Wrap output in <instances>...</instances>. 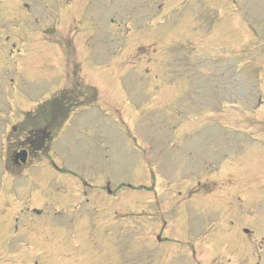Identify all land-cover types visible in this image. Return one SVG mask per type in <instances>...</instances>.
I'll list each match as a JSON object with an SVG mask.
<instances>
[{
	"label": "rangeland",
	"instance_id": "obj_1",
	"mask_svg": "<svg viewBox=\"0 0 264 264\" xmlns=\"http://www.w3.org/2000/svg\"><path fill=\"white\" fill-rule=\"evenodd\" d=\"M258 76L264 101V0H0V264H264V102L244 84ZM62 92L82 106L52 124L49 161L12 167V127L31 110L44 120ZM118 121L141 127L156 168ZM83 175L86 195L55 201L81 210L50 216L43 192L77 190Z\"/></svg>",
	"mask_w": 264,
	"mask_h": 264
},
{
	"label": "water",
	"instance_id": "obj_2",
	"mask_svg": "<svg viewBox=\"0 0 264 264\" xmlns=\"http://www.w3.org/2000/svg\"><path fill=\"white\" fill-rule=\"evenodd\" d=\"M52 31H47L46 33H51ZM39 147H36L35 149H38Z\"/></svg>",
	"mask_w": 264,
	"mask_h": 264
}]
</instances>
